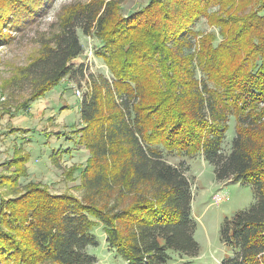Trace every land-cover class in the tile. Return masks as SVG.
Segmentation results:
<instances>
[{
	"label": "trees",
	"instance_id": "1",
	"mask_svg": "<svg viewBox=\"0 0 264 264\" xmlns=\"http://www.w3.org/2000/svg\"><path fill=\"white\" fill-rule=\"evenodd\" d=\"M51 1L0 0V18L19 28L11 23L23 16L19 7L40 9ZM238 4L251 6L248 15H231L228 23L229 34L235 38L226 49L235 54L234 60H240L239 66L231 68L236 64L225 62L221 57L225 52L215 48V54L207 57L216 56L220 80L210 67L201 66L200 59L188 74L190 98L185 99L186 91L175 95L182 106L190 108L194 120L188 126L208 123L210 118L203 141L195 146L187 139L192 137L187 129L180 132L170 127V113L163 109L167 99L148 98L141 71L148 70L144 73L154 80L159 78L156 73L174 71L178 60L188 71L194 57L193 25L213 7L230 13L229 8ZM118 8L115 0L70 4L22 70L23 80L32 84L28 100L17 106L23 110L66 77L87 76L89 86L80 108L84 125L78 136L89 152L80 173V187L88 195L83 199L55 195L42 184L30 182L24 194L8 205L10 210L17 201L27 206L10 213L8 222L5 215L0 218V264H97L89 252L90 246L99 244L93 231L97 222L105 229L108 248L128 264H170V251L197 256L200 247L195 239L189 170L183 161L172 164L165 157V152L176 150L189 156L200 153L214 165L218 181L232 178L254 187L255 201L226 219L221 228V238L232 253L220 264H264V0H149L127 17L120 16ZM10 14L13 18L6 20ZM78 28L100 40L95 54L107 64L112 77L87 75L83 64L76 67L73 60L84 51ZM213 80L216 87L210 85ZM173 85L182 88L180 81L172 80ZM166 94L171 98L175 92ZM229 116H235L238 125L225 152ZM27 156L19 153L4 162L11 170L16 168L18 179L27 173ZM73 171L74 167L69 170L71 176ZM115 192L131 196L130 204L127 199L126 205L112 203Z\"/></svg>",
	"mask_w": 264,
	"mask_h": 264
},
{
	"label": "rangeland",
	"instance_id": "2",
	"mask_svg": "<svg viewBox=\"0 0 264 264\" xmlns=\"http://www.w3.org/2000/svg\"><path fill=\"white\" fill-rule=\"evenodd\" d=\"M92 1L95 0H52L50 6H42L40 9H37L34 5H32V8L21 6L17 11H20L23 16L18 22H11L19 28H14L11 24H5V21L3 22L0 18V218L5 215L7 222L12 217L10 213L16 211L15 214H17L25 207L26 204H20L19 201L14 203L15 207L12 210L9 209L8 205L11 200L24 194L30 182L42 184L49 193L55 195L66 193L82 199L85 195H88V192L80 187V173L87 163L89 152L86 146L80 143L78 136L80 135L78 130L84 125L81 121L80 108L83 93L87 91L89 86L87 76L85 78L79 76L80 79L66 77L52 87L44 97L32 102V108L30 106L33 109L32 112H29L30 108L23 110L18 109L17 106L19 103H25L30 96L32 84L30 80H23L22 70L38 53L41 40L45 41L44 39H47L54 31L64 8L70 4L83 6ZM115 1L119 3V15L127 17L147 5L149 0ZM2 8L0 5L1 11ZM250 8L249 5L241 8L238 4L229 8L230 13H228L221 11L219 6H216L193 25L192 28L196 34L193 45L194 57L188 71L182 66V61L178 60L175 68H173L174 71L165 72L161 76L156 73L154 74L155 77L158 76L159 78L153 80L151 75L144 73L148 70L142 68L141 74L144 78L148 98L152 101L167 99L163 109H167L170 113L168 116L171 120L170 127L180 132L187 129L188 135H192L187 139L195 146H198L199 141H203L210 124V118L207 120L209 124L202 123L188 126L189 123L187 122L194 120L190 115V108L188 110L187 107H184L185 105L182 106L183 103L177 101L175 95L177 91H179L180 96L183 91H186L188 96L185 99L190 98L189 83L191 81L188 74L192 72L193 64H200V59L202 60L201 66L210 67L214 71L215 78L220 80L222 75L220 73L221 69L217 65L218 61L214 60L216 56L214 58L207 57L209 54H215L212 51L215 48H220L228 53V56L224 53L221 57L225 58V62L231 60L236 64L231 68L239 66L240 60H234L235 54L226 49L230 48L228 43L235 38V36L229 34L231 32L229 30L230 16L234 15V18H236L241 15H248ZM36 10L38 12L35 15ZM32 16H34L33 19L29 21ZM12 18L13 14H10V18L6 20ZM77 31L84 51L78 58L73 60L76 67L83 64L87 75L93 73L95 75L104 74L108 78L112 77L107 64L95 54L100 47V40L94 34L85 35L81 28H78ZM211 38L214 40L213 43L209 42ZM90 48H92L93 53L89 55L87 49ZM182 60L186 64V60ZM198 79H203L202 72ZM172 80L180 81L182 88L178 90L176 85L171 87ZM223 83L225 82L223 81ZM210 85L216 87L217 83L213 80ZM77 89L81 92L79 95L76 94ZM171 90H174L175 97L168 98L166 92ZM44 102L47 103L49 114L44 118H40L38 109L40 103ZM194 118H196V115ZM227 119L229 129L226 132L224 142L223 149L225 152L230 149L238 125L235 116H229ZM13 126L20 128L13 130L11 135H15L16 138L11 140L12 145L7 146L5 143L10 139H6L9 135L6 134L7 132L4 129ZM49 127L52 130H60L59 133L52 135H62L60 143L54 148L55 150L52 149L54 143L49 136L51 134H45ZM65 135L70 138H66ZM170 136L173 137L172 131ZM180 140L181 137L175 138L173 143ZM14 144H16V150H14ZM62 144L63 147H61ZM63 148L66 149L65 152ZM23 152L28 155L26 164L34 163L35 167L42 166L43 171L33 169L34 166L32 165L31 173H26L18 179L15 175L16 168L13 167L11 170L4 162L9 161L12 155H19ZM165 157L172 164L183 161L185 168L189 170L187 175L191 181L193 194V217L197 221L195 239L200 247L199 254L195 257L170 251L172 254L170 264H220L224 257L232 253L229 246L221 238V228L226 219H231L236 212L248 208L255 201L254 187L247 182L234 181L232 178L218 181L214 165L205 161L200 153L189 156L183 155L180 150H176L169 155L165 152ZM57 160L61 162L56 164ZM73 167L74 171L71 176L69 170ZM5 175H9L11 180L4 179ZM49 175H51V178L48 177ZM124 199H127V204H130L131 196L129 195L123 197L116 192L115 195H111L112 203L115 204H125ZM103 200H105V196ZM93 231L99 240V244L90 246L89 252L95 255L97 264H128L124 257L117 255L108 248L105 229L101 223L97 222Z\"/></svg>",
	"mask_w": 264,
	"mask_h": 264
},
{
	"label": "crops",
	"instance_id": "3",
	"mask_svg": "<svg viewBox=\"0 0 264 264\" xmlns=\"http://www.w3.org/2000/svg\"><path fill=\"white\" fill-rule=\"evenodd\" d=\"M41 99V98H40ZM39 100V99H38ZM31 108H32V106H31ZM30 108V111L29 112H32L33 111V109H31ZM47 109H48V107H47V103L46 102H44V103H40V106H39V109H38V114L41 116L40 118H44L45 116H47L48 114H49V111H47ZM37 114V115H38ZM20 127H15V126H13L12 128H7V129H4V130H6V134H8L9 136H8V138H6L7 140L8 139H10V141H8L7 143H5V145H7V146H10V144H11V140L12 139H15L16 138V136L15 135H11V133L13 132V130H16V129H19ZM47 130L48 131H45V134H51V135H49L50 137H51V139H52V142L54 143L53 144V146H52V149L53 150H55L54 148L60 143V140L62 139V135H52V134H55V133H59L60 132V130H52V128H47ZM50 131H52V132H50ZM3 133H4V131H3ZM66 136V138H70V137H68V135H65ZM20 137V136H19ZM5 139V140H6ZM30 140H31V138H29ZM50 141V140H49ZM12 145V144H11ZM15 146H16V144H14L13 145V147H14V150H16L15 149ZM61 147H63V144H62V146ZM67 147H69V146H67ZM63 151L65 152L66 151V149H64L63 148ZM15 153V152H14ZM24 153V152H23ZM53 153V152H52ZM14 155H12V157H13ZM11 157V158H12ZM10 158V159H11ZM51 161H52V158H51ZM61 161L60 160H57V162H56V164H59ZM52 163H53V161H52ZM32 165L34 166L33 167V169H35V170H37V169H40V170H42L43 171V167L41 166V167H35V165H34V163H28V164H26V169H27V173L29 174V173H31V168H32ZM42 168V169H41ZM48 177H50L51 178V175H49Z\"/></svg>",
	"mask_w": 264,
	"mask_h": 264
},
{
	"label": "built area",
	"instance_id": "4",
	"mask_svg": "<svg viewBox=\"0 0 264 264\" xmlns=\"http://www.w3.org/2000/svg\"><path fill=\"white\" fill-rule=\"evenodd\" d=\"M87 52H88L89 55L92 54V53H93L92 48L87 49ZM80 93H81V92L77 89V90H76V94L79 95Z\"/></svg>",
	"mask_w": 264,
	"mask_h": 264
}]
</instances>
